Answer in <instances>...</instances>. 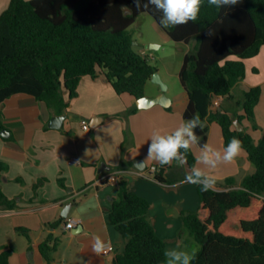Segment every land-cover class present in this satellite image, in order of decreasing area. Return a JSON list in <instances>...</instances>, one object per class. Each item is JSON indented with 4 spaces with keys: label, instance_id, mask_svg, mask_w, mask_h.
<instances>
[{
    "label": "trees",
    "instance_id": "obj_1",
    "mask_svg": "<svg viewBox=\"0 0 264 264\" xmlns=\"http://www.w3.org/2000/svg\"><path fill=\"white\" fill-rule=\"evenodd\" d=\"M144 2L137 8L134 0H11L0 16V106L27 94L63 115L70 104L66 94L76 98L85 76H105L118 94L144 97L158 68L134 45L131 27L141 14H150L173 41L193 46L179 78L188 96L185 119L199 114L203 122L195 130L200 144L207 143L210 124L217 122L225 146L233 137L241 140L256 167L240 186L235 177L227 178L221 190L204 192L196 185L200 206L182 214L181 233L198 247L192 264H264V133L256 141L235 126L236 119L241 123L247 119L259 128L255 110L262 89L251 88L237 102L244 114L213 106L218 97L234 99L235 87L247 75L246 61L259 56L264 47V0H238L237 5L219 9L203 0L197 20L168 28L159 22L162 13L152 5L145 9ZM3 130L0 116V136L9 138L2 136ZM196 160L190 149L184 165H158L154 177L166 184L185 181ZM15 207L0 180V211ZM150 209L151 203L120 179L109 214L126 240L116 264H165L167 242L157 234ZM59 242L50 237L42 244L46 258ZM12 252L0 247V264H11Z\"/></svg>",
    "mask_w": 264,
    "mask_h": 264
},
{
    "label": "crops",
    "instance_id": "obj_2",
    "mask_svg": "<svg viewBox=\"0 0 264 264\" xmlns=\"http://www.w3.org/2000/svg\"><path fill=\"white\" fill-rule=\"evenodd\" d=\"M179 44L184 46L183 63L190 48ZM246 65L247 75L235 87L234 99L226 103L222 98L221 105L232 114H244L237 102L245 92L260 86L262 97L255 110L259 128L254 129L247 119L243 122L244 130L258 141L264 133V47ZM78 92L74 99L66 94L70 104L61 129L50 127L57 114L31 95L13 96L0 106L2 122L10 135L7 139L0 136V180L5 194L16 203L15 209L0 211V247L13 250L11 264H116V255L126 248V240L109 218L119 184L101 180L116 171L151 203V222L167 242V249L195 253V243L187 234L182 239L181 233L182 214L200 206L197 186L186 180L175 184L156 180L151 169L160 164L146 160L153 132L169 133L186 120L188 96L184 103L171 101L169 107L139 108L137 98L118 94L105 76H85ZM161 93L158 84L148 83L145 96L155 98ZM84 120L90 130L83 128ZM207 144L218 150L225 147L223 129L217 122L210 124ZM191 149L197 159L198 146ZM73 157H79L81 164H69ZM137 159L146 165L145 170L134 165ZM124 164L128 167L122 169ZM255 170L245 150L231 163L205 169L215 178L213 188L219 190L229 177H235L240 186ZM67 207L70 212L65 217ZM70 218L79 222L67 229ZM24 229L28 235L22 232ZM50 237L60 242L48 259L41 246ZM106 242L113 243L115 251L103 255L98 247Z\"/></svg>",
    "mask_w": 264,
    "mask_h": 264
},
{
    "label": "clouds",
    "instance_id": "obj_3",
    "mask_svg": "<svg viewBox=\"0 0 264 264\" xmlns=\"http://www.w3.org/2000/svg\"><path fill=\"white\" fill-rule=\"evenodd\" d=\"M141 3L142 0H134L137 8L141 7ZM208 3L219 9L237 5L238 0H208ZM149 5L162 13L159 22L163 27L168 28L197 20L203 0H146L143 3L145 9ZM202 126L203 122L199 114H194L191 119L183 121L169 133L154 131L148 143L146 160H154L161 166L173 162L184 165L187 152L193 146H198L199 155L196 164L188 170L185 180L198 185L201 191L207 192L214 187L216 181L213 176L206 173L205 169H215L220 164L231 163L244 151V145L235 137L231 138L222 150L207 143L201 145L195 130ZM163 255L165 264H192L195 260L194 252L179 248L167 249Z\"/></svg>",
    "mask_w": 264,
    "mask_h": 264
},
{
    "label": "rangeland",
    "instance_id": "obj_4",
    "mask_svg": "<svg viewBox=\"0 0 264 264\" xmlns=\"http://www.w3.org/2000/svg\"><path fill=\"white\" fill-rule=\"evenodd\" d=\"M10 2L11 0H0V16L7 10ZM131 30L134 34V41L137 42L138 51L142 54H148L151 58V63L158 68L163 82L168 87L166 91L167 97L171 101L176 100L177 104L184 103L187 100V93L179 78V72L182 67L181 54L184 51V46L173 41L148 13L141 14L135 24L132 25ZM152 44L156 46L153 49H147V45ZM187 46L189 48L193 47ZM251 73V70H248L249 77H251ZM229 101L227 100L226 103ZM262 117L264 120V109L262 110Z\"/></svg>",
    "mask_w": 264,
    "mask_h": 264
},
{
    "label": "water",
    "instance_id": "obj_5",
    "mask_svg": "<svg viewBox=\"0 0 264 264\" xmlns=\"http://www.w3.org/2000/svg\"><path fill=\"white\" fill-rule=\"evenodd\" d=\"M137 42L134 41V45H136ZM156 45H147V49H153ZM152 82L155 84H158L161 87V95L155 98H150L147 96H144L142 98H139L138 101V107L139 108H148L154 105H163L165 107H169L171 105V100L167 97L166 91H167V86L163 82L159 72H156L153 76ZM67 119L66 115H57L52 117L50 121V127L56 128V129H61L65 120ZM235 126L238 131H243L244 125L243 123L240 122V120L236 119L235 120ZM2 136L7 137L9 136V132L5 129L2 131ZM139 170H145L146 165L142 166V160L137 159L134 164ZM70 212V207H67L65 212L63 213V216L68 217Z\"/></svg>",
    "mask_w": 264,
    "mask_h": 264
},
{
    "label": "built area",
    "instance_id": "obj_6",
    "mask_svg": "<svg viewBox=\"0 0 264 264\" xmlns=\"http://www.w3.org/2000/svg\"><path fill=\"white\" fill-rule=\"evenodd\" d=\"M222 98L223 97H218L215 99L214 105H213L214 108L219 107L221 105ZM82 123H83V128L85 130H90V125H89L88 121L84 120ZM81 162L82 161L79 157H73L69 160V164H81ZM158 170H159L158 166L152 167L151 174H155ZM119 175H120V172L116 171V172H113L111 174L105 175L104 177H102L101 180H102V182L111 181V182H115V183L119 184V182H120V176ZM78 222H79L78 220L70 218L66 224V228L72 229ZM98 250L101 254L108 255V254H111L115 251V246L111 242H106V243L100 244L98 247Z\"/></svg>",
    "mask_w": 264,
    "mask_h": 264
}]
</instances>
